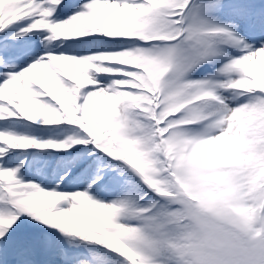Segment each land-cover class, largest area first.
<instances>
[{
  "label": "snow or ice",
  "instance_id": "1",
  "mask_svg": "<svg viewBox=\"0 0 264 264\" xmlns=\"http://www.w3.org/2000/svg\"><path fill=\"white\" fill-rule=\"evenodd\" d=\"M0 264H264V0H0Z\"/></svg>",
  "mask_w": 264,
  "mask_h": 264
}]
</instances>
